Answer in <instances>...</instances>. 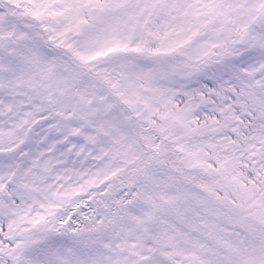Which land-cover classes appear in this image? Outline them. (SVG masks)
<instances>
[{
  "label": "snow or ice",
  "instance_id": "6c2138e0",
  "mask_svg": "<svg viewBox=\"0 0 264 264\" xmlns=\"http://www.w3.org/2000/svg\"><path fill=\"white\" fill-rule=\"evenodd\" d=\"M0 264H264V0H0Z\"/></svg>",
  "mask_w": 264,
  "mask_h": 264
}]
</instances>
